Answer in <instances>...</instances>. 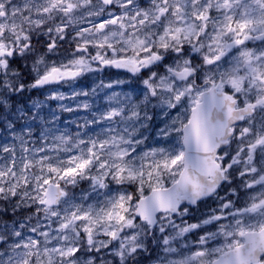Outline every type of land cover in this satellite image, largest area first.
I'll use <instances>...</instances> for the list:
<instances>
[{"label": "snow or ice", "instance_id": "1", "mask_svg": "<svg viewBox=\"0 0 264 264\" xmlns=\"http://www.w3.org/2000/svg\"><path fill=\"white\" fill-rule=\"evenodd\" d=\"M0 264H264V0H0Z\"/></svg>", "mask_w": 264, "mask_h": 264}, {"label": "rangeland", "instance_id": "2", "mask_svg": "<svg viewBox=\"0 0 264 264\" xmlns=\"http://www.w3.org/2000/svg\"><path fill=\"white\" fill-rule=\"evenodd\" d=\"M53 106H55V105H53ZM62 118L65 119V120H70L71 119V117L68 116L67 114H65ZM72 130L75 131V127H73Z\"/></svg>", "mask_w": 264, "mask_h": 264}]
</instances>
